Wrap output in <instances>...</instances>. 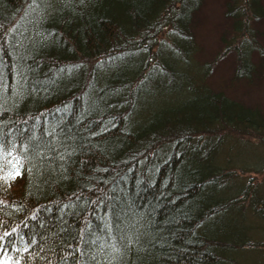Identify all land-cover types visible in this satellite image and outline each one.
<instances>
[{
    "label": "trees",
    "instance_id": "1",
    "mask_svg": "<svg viewBox=\"0 0 264 264\" xmlns=\"http://www.w3.org/2000/svg\"><path fill=\"white\" fill-rule=\"evenodd\" d=\"M204 2L0 0V264H227L250 242L216 157L264 114L190 73ZM225 16L243 33L263 0ZM147 87L178 108L140 126Z\"/></svg>",
    "mask_w": 264,
    "mask_h": 264
},
{
    "label": "rangeland",
    "instance_id": "2",
    "mask_svg": "<svg viewBox=\"0 0 264 264\" xmlns=\"http://www.w3.org/2000/svg\"><path fill=\"white\" fill-rule=\"evenodd\" d=\"M226 1L205 0L196 13L192 26L195 52L191 65L194 68L190 73L194 74L198 67L207 68L203 77L204 85L213 91L224 93L244 106L256 107L264 114V19L250 22L245 31L237 35L232 30V21L225 16ZM38 11L40 8L35 13ZM166 37L164 34L162 41ZM237 43L241 44V49L252 66L248 79L235 76L234 49ZM226 46L229 47V52L225 51ZM147 89L142 103L144 106L152 104L155 109L147 117L135 119L140 126L157 118L155 114L158 112L178 108L176 102L172 104L170 101L178 97L176 94L179 91L168 92L163 87L154 93L149 87ZM184 94L185 97L178 100L190 98V95ZM132 126L139 129L136 124ZM216 162L218 165L224 164L225 168H222L230 173L229 182L224 185L229 187V194L234 195L236 207L246 216L243 220V216L235 209L233 223L243 224L249 229L246 235H249L250 242L231 256L233 263L227 264H264V138L233 136L216 157ZM223 180H227L226 176H223Z\"/></svg>",
    "mask_w": 264,
    "mask_h": 264
},
{
    "label": "snow or ice",
    "instance_id": "3",
    "mask_svg": "<svg viewBox=\"0 0 264 264\" xmlns=\"http://www.w3.org/2000/svg\"><path fill=\"white\" fill-rule=\"evenodd\" d=\"M10 175H11V174H10ZM19 175H20L19 171H18V170L15 171L14 176H19Z\"/></svg>",
    "mask_w": 264,
    "mask_h": 264
}]
</instances>
